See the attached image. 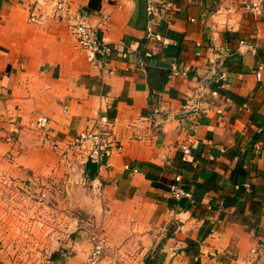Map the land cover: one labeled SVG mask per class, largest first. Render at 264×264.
<instances>
[{
    "label": "crops",
    "instance_id": "0c3cea01",
    "mask_svg": "<svg viewBox=\"0 0 264 264\" xmlns=\"http://www.w3.org/2000/svg\"><path fill=\"white\" fill-rule=\"evenodd\" d=\"M243 1L264 5L172 0L167 13L150 16L147 0H68L72 18L110 13L109 74L87 60L69 20L30 23L27 0H0V184L14 195L15 185L26 191L38 180L61 186L40 218L0 203V264H82L91 248L82 219L102 229V264H239L250 256L264 239V67L255 76L264 16ZM201 82L223 99L195 115L183 105ZM211 102L207 92L201 105ZM102 117L120 149L104 164H78L87 183L66 197L67 169L52 143L96 129ZM176 175L192 200L172 197ZM250 259L264 264V252Z\"/></svg>",
    "mask_w": 264,
    "mask_h": 264
},
{
    "label": "built area",
    "instance_id": "2783aa9c",
    "mask_svg": "<svg viewBox=\"0 0 264 264\" xmlns=\"http://www.w3.org/2000/svg\"><path fill=\"white\" fill-rule=\"evenodd\" d=\"M171 1L161 0L156 3L154 0H147L148 14L156 16L167 13L171 8ZM243 2L248 11L258 16H264V5L260 1ZM26 8L30 23L43 24L48 18L69 20L76 43L85 52L87 60L91 63H100L106 73H112L113 69L111 68L110 60L113 47L104 37V31L110 18L108 11L104 9L99 11L98 16L94 19L83 13H80L76 18H72L68 15V0H27ZM156 38H160V35H156ZM120 54L125 57L127 52L120 49ZM263 67V63L257 65L255 70L256 78L260 79ZM223 85L225 86V84ZM207 92L210 94L212 102L203 106L201 104L204 102ZM222 99L223 97L220 96L218 89H208L207 84L201 82L188 94L183 109L195 115L206 114L210 110L211 105L218 106V103L216 104L215 102ZM220 108L219 106L216 110L220 111ZM14 138V132L5 135V141L7 142H12ZM52 147L59 152L62 163L67 169L68 176L63 184L64 194L67 197L69 191L74 187L78 185L85 186L87 183V180L78 173V164L87 161L97 165L104 164L114 150L120 149V143L114 136L113 122L102 117L96 129L78 132L64 144L54 141ZM182 150L184 154L189 153V147L186 145L182 146ZM180 182L181 176L176 175L174 182L170 185L172 197L176 200L181 198L192 200V192L183 188ZM34 186L36 188V200L42 207L52 206L55 194L61 193V186L57 183L47 186L38 180L34 183ZM245 186L248 189V185ZM91 192L94 197H99L102 193V183L95 180L91 184ZM82 222L91 242V248L82 264H102L104 252L108 248L102 229L92 222L91 219H82ZM259 251L264 252L263 238H260L257 246L255 245L250 249V256L243 259L239 264H249L251 262L250 257L257 255Z\"/></svg>",
    "mask_w": 264,
    "mask_h": 264
},
{
    "label": "rangeland",
    "instance_id": "374dc122",
    "mask_svg": "<svg viewBox=\"0 0 264 264\" xmlns=\"http://www.w3.org/2000/svg\"><path fill=\"white\" fill-rule=\"evenodd\" d=\"M14 187L19 189L18 194L14 195V193H11L12 191H11V188H9L8 183L0 184V203L2 204V202H7V203L9 202L12 206L14 205L16 209H18L19 213L21 214L27 212V210L24 208V207H27L31 211L30 218H36L37 216H38L37 218H40L41 210L43 208L45 209V207H42L37 202L35 187H33L30 190L27 189L26 191L23 190L18 185H15ZM1 207L3 206H0V208ZM1 214H3V211L1 212ZM44 219H47V218H44Z\"/></svg>",
    "mask_w": 264,
    "mask_h": 264
},
{
    "label": "trees",
    "instance_id": "16d2710c",
    "mask_svg": "<svg viewBox=\"0 0 264 264\" xmlns=\"http://www.w3.org/2000/svg\"><path fill=\"white\" fill-rule=\"evenodd\" d=\"M91 171H90V175H92V168L90 169Z\"/></svg>",
    "mask_w": 264,
    "mask_h": 264
}]
</instances>
